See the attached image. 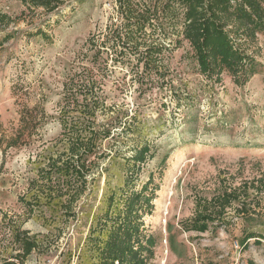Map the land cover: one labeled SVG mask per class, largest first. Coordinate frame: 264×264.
Segmentation results:
<instances>
[{"label":"rangeland","instance_id":"rangeland-1","mask_svg":"<svg viewBox=\"0 0 264 264\" xmlns=\"http://www.w3.org/2000/svg\"><path fill=\"white\" fill-rule=\"evenodd\" d=\"M58 1L56 9L47 11L27 8L21 0H0V13L9 19L0 24V130L10 133L22 104L41 103L45 111L34 140L0 149V264H75L105 175L120 184L119 155L142 142L153 148L139 182L152 173L158 184L153 210L146 216L156 241L149 264H264V204H254L258 195L249 192L252 200L244 212L229 207L221 219L210 216L212 199L221 189L264 170V35L258 33L248 44L247 52L259 65L243 85L227 73L221 81L201 75L181 35L159 39L167 46L162 52L165 73L154 84L139 81L142 63L131 71L126 64H114L110 51L101 53L107 57V69L99 93L107 109L98 111L97 122L118 116L137 128L117 134L113 130L122 126L118 120L112 137L99 142L103 163L94 175L93 191L65 216L60 191L40 192L29 181L49 155L63 149L59 116L64 83L91 67L94 50L87 40H102L118 13L116 0ZM15 84L23 86V97L12 93ZM172 91L180 96V104ZM250 231L261 237L258 242L250 238L241 249L240 240ZM20 235L38 243L23 258Z\"/></svg>","mask_w":264,"mask_h":264},{"label":"trees","instance_id":"trees-1","mask_svg":"<svg viewBox=\"0 0 264 264\" xmlns=\"http://www.w3.org/2000/svg\"><path fill=\"white\" fill-rule=\"evenodd\" d=\"M21 1L27 8L42 7L47 11L60 4L58 0ZM116 5L118 19L107 25L104 38L98 43L94 36L87 40L88 48L94 50L91 67L72 74L64 83L63 114L59 116L64 147L56 155H49L29 181L37 191H60L65 216L73 213L78 200L93 191L94 175L103 163L98 154L99 142L112 137L118 120L122 126L113 130L117 134L137 128L135 122L122 121L118 116L97 122L98 111L105 113L107 109L99 93L101 77L107 69V57L103 58L101 53L110 51L114 64H126L131 71L142 63L139 81L150 84L164 79L162 52L167 46L159 39L167 40L171 34L181 35L189 43L197 71L206 79L221 81L222 74L227 73L235 84L243 85L259 65L247 49L258 33L264 35V0H116ZM8 21V16L0 13V24ZM12 93L21 98L25 91L21 84H15ZM172 93L180 104V96ZM44 119L41 103L31 107L22 104L10 133L0 130V149L29 144L38 135ZM152 148L148 142L137 143L129 154L119 155L120 184H112L109 173L105 175L99 203L90 215L83 243L76 250L75 264H149L156 241L146 226V216L153 210L158 184L154 183L152 173L146 181L139 182V174L151 157ZM109 163L110 160L104 166L106 171ZM250 191L259 196L254 201L256 206L264 204L263 169L239 185L221 189L212 199L210 216L215 214L219 219L229 207L244 212L251 204ZM233 201L237 207H232ZM259 237L254 231L244 233L241 249L248 247L250 238L258 242ZM18 241L21 258L38 245L35 239L21 235ZM249 264L254 262L250 260Z\"/></svg>","mask_w":264,"mask_h":264}]
</instances>
